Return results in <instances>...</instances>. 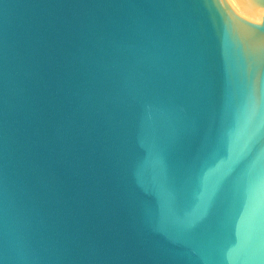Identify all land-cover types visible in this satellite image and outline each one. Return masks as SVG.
<instances>
[{
  "label": "water",
  "instance_id": "water-1",
  "mask_svg": "<svg viewBox=\"0 0 264 264\" xmlns=\"http://www.w3.org/2000/svg\"><path fill=\"white\" fill-rule=\"evenodd\" d=\"M0 264H264V0H0Z\"/></svg>",
  "mask_w": 264,
  "mask_h": 264
}]
</instances>
